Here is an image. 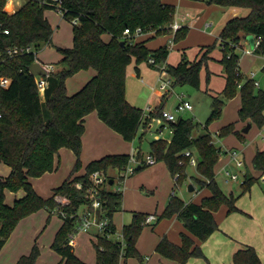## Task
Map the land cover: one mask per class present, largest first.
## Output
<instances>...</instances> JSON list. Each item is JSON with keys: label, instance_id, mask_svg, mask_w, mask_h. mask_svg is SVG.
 I'll use <instances>...</instances> for the list:
<instances>
[{"label": "trees", "instance_id": "obj_1", "mask_svg": "<svg viewBox=\"0 0 264 264\" xmlns=\"http://www.w3.org/2000/svg\"><path fill=\"white\" fill-rule=\"evenodd\" d=\"M6 1L0 0V50L16 44H32L35 51L39 52L44 45L53 42L54 27L45 10L56 9L55 0H27L13 13L4 9ZM209 2L247 7L249 12L231 17L219 31L218 39L223 48L221 61L225 67L227 82L221 95L213 96L206 124L219 118L226 100L240 92V119L262 127L264 88L257 86L253 78L244 79L238 71L240 54L237 49L241 47V39L253 35L261 38L256 51L264 54V0ZM61 5L65 17L71 21L77 17L78 21H73V45L56 46L64 55V65L59 70L50 72L44 98L36 76L30 70V65L35 61L34 51L8 56L0 61V76L12 78L8 87L0 83V161L11 167L8 175H0V249L22 218L43 207L51 214L61 207L67 215L62 214L64 222L52 242L53 249L61 255L58 264H91L80 258L75 246L69 242L70 234L77 228L80 210L90 203L85 195V187L91 184L90 175L93 171L123 168L132 159V155L106 154L91 160L83 174L72 176L83 166L81 152L85 116L97 110L100 118L127 140H134L138 136L142 139L155 118L166 120L163 106L156 111L146 112L143 107L130 102L126 94V78L128 66L133 60L139 64L154 56L156 63L152 65L158 66L157 63L165 62L170 49L168 45L151 49L144 41H134L133 35L128 36L124 31L130 28L134 34L137 27H142L144 32L153 29L159 33L171 32L169 25L175 20L176 7L164 0H61ZM5 29H9V32H5ZM188 29L186 26L180 27L174 38L179 40L185 37ZM106 32L111 34L110 40L103 38ZM122 40L125 41L124 44ZM215 46L216 43L206 46V50L196 60L183 59L176 65H168V70L174 77V85L190 83L199 87L201 69L207 66L209 52ZM90 67L95 68L97 73L82 88L69 94L66 79L79 70ZM209 76L210 73L208 79ZM168 122L172 131L170 139H152L150 153L157 160L165 161L173 175L179 173L177 185H180L187 177L186 168L190 160L183 152L191 149L198 158L197 170L202 176L199 181L202 186L211 189V194L204 196L200 202H187L174 193L159 218L177 214L191 234L205 240L219 228L215 211L223 204L228 206L229 213L240 209L237 205L239 196L225 192L215 179V164L221 151L214 143L211 131L206 130L196 136L195 130L199 123L192 117L179 116ZM141 125L145 127L142 133ZM219 131L223 136L230 132L243 135L242 131L235 129V123L224 125ZM62 146L75 152L76 163L71 175L54 188L53 195L44 197L37 192L30 177L55 170L60 163V160H56V155ZM137 159L143 167L144 156L141 149L137 153ZM253 166L264 174V150L256 152ZM138 169L136 166L135 170ZM257 178L246 174L242 182L243 192L249 191ZM121 179L123 176H120L119 180ZM79 180L84 183V188L76 185ZM109 184L102 187L104 201L98 211L103 216L110 217V226L115 230L113 216L122 206L123 191L111 188ZM21 188L25 189L26 194L15 199L13 204L7 203L6 190L17 191ZM56 194L66 196L69 201L62 204L55 198ZM147 215L146 212H135L132 222L123 227L126 240L125 260L130 256H137L144 261L137 248V240L146 224L144 220ZM191 234L182 232L181 243H176L165 235L158 242L156 250L180 262H187L192 256L206 257L202 245ZM94 246L95 264L126 263L121 262L122 247L119 240L112 236L98 233ZM40 254L41 248L36 241L31 251L22 254L15 264H36ZM234 261L236 264H264L253 245L236 250Z\"/></svg>", "mask_w": 264, "mask_h": 264}, {"label": "crops", "instance_id": "obj_2", "mask_svg": "<svg viewBox=\"0 0 264 264\" xmlns=\"http://www.w3.org/2000/svg\"><path fill=\"white\" fill-rule=\"evenodd\" d=\"M26 1L27 0H25V2ZM164 1L175 5V19H177L182 26H186L189 28L186 36L183 37V39H185L176 42L177 40L174 38L175 34L172 30L171 32L159 33L157 32V30L153 29L152 31L149 30L143 33H135L133 35V40L144 41L145 44L151 49H156L161 46L168 45L170 50L167 59L165 60V62H162L165 63L167 67L171 64L176 65L183 59H188L190 61L196 60L206 50V46L216 43V46L209 52L210 58L208 59L207 66L205 65L202 67L200 76L202 79V76L204 74L208 76V73H210L212 79L213 76L219 75V85L217 87H213V89H215L217 92H220L221 94V92L225 88L227 78L224 64L221 61L223 57V48L221 46L220 40L218 39V34L226 21L233 16H229L228 18H226V20L223 19L224 23L220 28H215L216 26H214V24L216 22L213 20H209V16L212 15L213 11H215L216 9L222 10V7L223 12L228 11L230 10V6L206 3L204 2V0ZM25 2H22V4H20L19 0H7L4 9L9 13H13ZM235 11L239 12L240 9H237ZM45 14L54 27L53 44L56 45L53 46L51 44H46L42 49L39 50L37 59L43 65L52 63L54 65L52 71L54 72L61 68L60 66L56 67L54 62L58 59L62 60L64 57L63 53L60 52L56 48V46L58 45L68 47L72 46L73 43L71 45L62 44V42L60 43L57 39V33L63 28L64 24L67 23V17H65L60 11L55 8H47L45 10ZM212 25L214 27L210 29V26ZM73 26L74 24L71 25L72 37H74ZM192 35L194 36L192 46L186 45V40L189 39ZM251 37L252 38H250L249 35L246 38L241 39V47L237 49L240 54V73L243 75L244 79H247L251 78V72H254V79L258 80L259 82V85L257 86L264 88V54L258 53L256 50H252L255 37L253 35H251ZM103 38L105 40H110L111 34L106 32L103 34ZM251 44L252 48H250ZM248 48L250 50H246ZM134 70L135 71L132 72L129 68L126 78V94L131 103L139 106L138 99L140 98L139 94L141 93V84L142 82H144L148 86L146 88L148 91V96H145L146 106L148 105L145 108L146 112L150 110L156 111L159 107L163 106L164 112L172 113L174 115V120L181 116L180 114L177 115V112H175V110L173 112V110L166 109L165 105L169 94L172 92L173 88L176 85H174V80L172 88L168 92L162 93L155 88L160 75L159 66L152 65V63L148 60L145 62V64L135 63ZM96 73L97 70L93 67H90L81 69L75 74L69 76L66 79L68 93L72 94L78 91ZM135 75L136 77H134ZM147 76L149 77L148 81ZM129 77L131 78V81H129ZM151 86L153 90L151 89ZM208 87L212 89L210 84L208 85ZM41 95L44 98L45 93H41ZM212 95L214 96L217 94ZM177 96L178 102L176 104V111L184 109H194V106H192V108L178 109L179 103H181L183 99L189 100V98L185 97V94L183 92H177ZM241 105V93L238 92L234 97L226 100L223 106L222 115L220 116L217 123H212L211 125L202 123L203 128L201 129V131L199 130V125L195 130L196 136L202 134L206 130L211 131V133L213 134V141L215 143L216 137L220 135L219 130L221 129V127L229 123H235V129L242 131L243 135L239 136L235 132H230V135H224V138L222 139L219 136L220 138L218 139L220 140L221 145L218 146V148L221 151V155L218 162L215 164V179L218 182L219 175H223L225 181L232 184L238 181L240 178L241 174H239L237 169L243 173L242 176L244 178L246 174H252L258 177L257 180L253 183L251 189L247 192L242 193L238 197L237 205L240 209L234 210L233 212L229 213L228 206L223 204L218 210L215 211V216L219 223V228L216 229L206 240H201L194 234H191V232L185 226L183 220L178 217L177 214L171 217L159 218L161 213L165 210L172 194L177 193L175 191V187L178 186L177 179H175V176L172 174L165 161L157 160V162L153 164L145 163V157L150 153V144L147 150L143 149L142 140L144 136L142 139H140V143H138L137 137L134 140L125 139L120 132L113 129L100 118L97 110H93L85 116V131L82 136L83 148L81 152V160L83 166L79 170L75 171L72 176L83 174L86 171V165L93 159L100 158L106 154L111 153H130L131 155H134L135 158L132 163L135 165V168L136 166H138L139 169L134 170L124 180L122 188V206L114 213L113 216L116 230L120 232L121 230H123L124 225L131 223L135 216V212H146L148 214L155 213L158 216L157 220L144 225L143 230L137 240V248L143 255L144 261L140 260L137 256L128 257L133 259L137 258L136 264H199L198 262H193L191 260L192 258L187 262H180L178 260L168 258L156 250L158 242L165 235L168 236L172 241L181 243L182 232L190 233L194 237L196 242L202 245L203 249L206 248V250L208 251H213L212 254L215 255L216 259L224 256L230 257L236 250L246 247L247 245H253L256 247L261 259L264 261V174H261L260 170L256 169L253 166V158L256 152L258 150H264V125L262 127H259L257 124L251 122L249 131H243V128L246 127L249 121L240 119L239 109ZM155 119L160 122V125L158 128L159 133L156 134L153 139L162 137V133L164 132L163 125L165 124V121H167L162 118ZM165 119L167 118L165 117ZM152 124L153 122H151L150 125ZM218 131L219 133H217ZM170 132L172 135L171 128ZM260 135L262 136L261 138L259 137ZM140 149L142 150L144 156L143 167L137 159V153ZM233 150L238 151V158L243 160L242 164H238L237 158L233 156ZM76 159L77 156L71 148L62 146L59 149L58 154L56 155V160H60V163L55 170L47 171L40 176L30 177V180L37 192L44 197L53 195L54 188L59 186L66 178L71 175L70 172L72 173L73 167L76 163ZM190 164L197 167V164H192L189 161L187 168ZM62 166L63 171H60ZM243 167L245 169H243ZM112 170H114L115 173L111 176L115 177L116 180L114 179L115 181L113 180V183H110L109 187L116 189L120 184L118 179L120 176V171L119 168H112ZM227 171L231 173H237V179H227V177H229ZM190 184L192 183H189V185ZM218 184L223 189L219 182ZM206 187L207 188H202L199 194H192L190 195V198L185 200L187 202H200L204 196L211 194V189L208 186ZM40 189L42 190V192L40 191ZM195 189V186L193 189L189 188L190 191H193ZM8 192L14 194L15 198L13 202L15 201V199L23 197L26 194V191L23 188L17 191L7 189L6 196ZM13 202L9 204H13ZM63 222L64 217L61 213L54 211V213L51 214L50 211L44 207L22 218L16 226L17 228H15L10 235L12 242L14 243L16 241V245L13 248L12 261H2L0 262V264H15L22 254H27L31 251L36 241L40 245H44V248H49V246H52L55 235L59 228L62 226ZM21 226H25V229L22 230ZM119 226L121 227L120 229ZM90 231H94L92 233V236H90L92 244L94 246V242L97 240L96 235L98 234L96 228H92L86 231H78L75 237V251L76 247L79 245L80 235L82 241L84 240V237L82 236L85 235L86 238L89 237V235L84 233L89 234ZM24 232H26V235H24ZM43 237H48L49 240H47V238L46 240H44ZM112 237L114 239L118 238L117 234L112 235ZM9 238L5 242L4 246L8 243ZM40 238H42L41 241L43 242H39ZM51 248L53 250V247ZM84 249L86 250L87 248L85 247ZM53 251L55 252L57 261L59 263L61 260V255L55 249ZM76 253L83 260L91 264H95V261H88L83 258L82 255L77 251ZM128 258L126 260L125 257L122 258L121 262H126L125 264H129ZM39 260L40 259L38 258L36 264H39ZM230 264L234 263L231 262Z\"/></svg>", "mask_w": 264, "mask_h": 264}, {"label": "rangeland", "instance_id": "obj_3", "mask_svg": "<svg viewBox=\"0 0 264 264\" xmlns=\"http://www.w3.org/2000/svg\"><path fill=\"white\" fill-rule=\"evenodd\" d=\"M22 2H25V0H19V3L22 4ZM204 2L206 3H213L215 5H220L214 2H209V0H204ZM230 10L228 11H224L223 12V7L222 10L220 9H216L215 11H213L212 15L209 16V20H213L215 21L214 26H216L215 28H220L222 26V24L224 23L223 19L226 20V18H228L229 16H237V15H245L249 12V8L247 7H241V6H230L229 8ZM237 9H240V11H235ZM67 23L64 24L63 28L58 31L57 35V39L59 40V42L62 44H69L71 45L73 43V37H72V28L71 25L73 24L72 21L69 18H66ZM223 21V22H222ZM213 25L210 26V29L214 27ZM185 39V38H184ZM179 39L176 42H179L181 40ZM194 40V36L192 35L189 39L186 40V45H191L192 46V42ZM51 45L55 46L56 44H53V42L51 43ZM45 46V45H44ZM43 46V47H44ZM42 47V48H43ZM57 48V47H56ZM250 48H252V44L250 46ZM146 61L141 62L142 64H145ZM54 64L56 65V67L60 66L62 67L63 61L61 59H58L54 62ZM134 64L135 61L133 60L129 67H128V71L130 68V71L134 72ZM136 77V75L134 76ZM149 80V77L147 76V81ZM129 81H131V78L129 77ZM219 75H215L208 79V76L206 74H204L202 76L201 82H200V86L196 87L190 83H178L175 85V87L173 88L172 92L169 94L167 100H166V109L169 110H175V112H177V115H181L184 117H192L195 122L199 123V130L201 131V129L203 128L202 123H206L207 119L209 117V114L211 113V104L213 101V95L212 94H217V95H221L220 92H217L215 89H213V87H217L219 85ZM212 82V83H211ZM131 83V82H130ZM210 84V86L212 87V89L210 87H208V85ZM147 84L142 82L141 84V93L139 94L140 98L138 99V104L139 106L143 107L144 109L148 106H146L145 103V96H148V91H147ZM151 89L153 90L152 86ZM177 92H183L185 94V97L189 98L190 102L192 103V105L194 106V109L190 110V109H184V110H178L176 111V104L178 102V96H177ZM143 104V105H141ZM220 118V117H219ZM219 118L213 120L212 122H210L209 124L211 125L212 123H217L219 121ZM153 124L150 125L145 134H144V138H143V149L147 150L148 146H149V142L150 140H152L156 134H158V128L160 125V122L157 119H154ZM164 128V132L162 133V137L164 138H170L171 136V132H170V125L168 120L165 121V126H163ZM140 133H142V131L145 130V127L143 125H141L140 128ZM215 131V130H214ZM254 131V130H253ZM198 132V131H197ZM252 133V132H251ZM257 134V133H256ZM230 135V134H229ZM222 138H224L223 135H219ZM216 137V145L220 146L221 142L218 138L220 137ZM227 136V135H225ZM260 138L262 137L261 135L259 136ZM137 141L138 143H140V136L137 137ZM241 168V167H240ZM243 169H245L243 167ZM60 171H63V166L61 167ZM188 171V176L186 177V179L183 180V182L175 187V191L177 192L178 195H180L181 197H183L184 199H188L190 198V195L192 194H196V193H200V190H202V188H207L206 186L201 185L199 179L202 177L198 171H197V167L194 165H189L187 168ZM237 171L239 172L240 178L238 181L234 182V183H228L225 181L224 176L223 175H219L218 177V182L220 183V185L223 187V189L227 192V193H233L235 196H240L243 192V186H242V182H243V173L240 172L238 169ZM10 172V167L8 164H6L3 161H0V175H7ZM109 173L111 175H114L115 171L110 169ZM71 174V172H70ZM189 183H192L196 189L193 191L189 190ZM202 187V188H201ZM42 188V187H41ZM233 190V191H231ZM40 191L42 192V190L40 189ZM15 196L13 193L8 192L6 199L7 203H12L14 200ZM128 215V214H126ZM126 220V219H125ZM147 225V224H145ZM17 228V227H16ZM22 230L25 229V226H21ZM121 227L119 226V229ZM94 231H90L89 234L88 233H84L89 235V237H84V240L81 241V235L79 237V245L76 247V251L82 255L83 258H85L88 261L94 262L96 263V256H95V248L92 244V240L91 237L92 233ZM91 233V235H90ZM13 235V234H12ZM24 235H26V232H24ZM44 240H49L48 237H43ZM209 238V236H208ZM42 238L39 239V242H43L41 241ZM206 240V239H205ZM39 244V243H38ZM16 245V241L13 243L11 236L8 240V243L2 248V250L0 249V262L2 261H12V253H13V248ZM40 245V244H39ZM44 246V245H43ZM42 245H40L41 248V255L39 257V264H57V258H56V254L55 252L52 250V246L48 247H43ZM87 248L86 250L84 248ZM205 252L206 257L204 256H192L190 259L193 262H198L199 264H230L231 262L236 264L234 261V253L233 255H231L230 257H221L219 259H216L215 255H213V251H208L206 250V248L203 249ZM206 250V251H205ZM212 254V255H211ZM137 258L133 259V258H128V263L129 264H136L137 263Z\"/></svg>", "mask_w": 264, "mask_h": 264}, {"label": "built area", "instance_id": "obj_4", "mask_svg": "<svg viewBox=\"0 0 264 264\" xmlns=\"http://www.w3.org/2000/svg\"><path fill=\"white\" fill-rule=\"evenodd\" d=\"M55 1L57 2L56 9L63 14V7L61 5V0H55ZM73 21L76 23L78 21V18L74 17ZM169 26H170L171 30L174 32V34L180 27H182L181 23L177 19H175ZM5 32H9V29H5ZM143 32H144V30L142 29V27H137L134 31V34L135 33H143ZM124 33L128 36H130L131 34L134 35L130 28H126ZM260 42H261L260 37L254 38L252 50H256V48L259 46ZM246 50H250V49L248 48ZM33 51L35 54V61H36V60H38L37 59L38 58V52L35 51L34 46L32 44L11 45V46H8L5 50H0V61H3L8 56H16V55H20L23 53L33 52ZM149 61L151 63H156V59L154 56H150ZM157 64L159 66L160 75H159V79L157 81L155 88L162 93H166L172 88L174 79L171 76V74L168 70V67L165 63H157ZM43 66L45 67L47 72L45 74H34V75L36 76V82L38 84L40 92L44 94L46 88L49 85L48 76H49L50 72L53 70L54 65L52 63H49V64H44ZM238 71H240V70H238ZM254 75H255V73L251 72V78L254 79ZM254 80H255V83L257 85H259L258 80H256V79H254ZM11 82H12V78L10 76H7V75L0 76V83L2 86L8 87L11 84ZM192 106H193L192 103L188 99H183L181 101V103H179L178 109L192 108ZM164 115L167 118L166 120H168V121L175 119V117L172 113L164 112ZM0 116H1V113H0ZM163 126H165V124ZM217 133H219V131ZM183 153H184V155H187L190 157V160H189L190 163L197 164L198 159L193 154L191 149H186ZM233 156L237 158L238 164H242L243 160L238 158V151L237 150H233ZM134 160H135L134 155H132V159L129 161V163L125 167L119 168L120 176H123V179L119 180L120 184H119L118 188H116V189L122 190L125 178L135 170V165L132 163ZM144 161L147 164H153V163L157 162V158L155 155L149 153L146 155ZM227 174L229 175V177H227V179H230V178L231 179H237V177H238L237 173H231V172L227 171ZM120 176H119V178H120ZM174 176H175V179H178L179 173H176ZM110 178H113V177L111 176L109 171H106L104 169H96L95 171H93L91 173V175H90L91 184L89 186L85 187V189H86L85 195H86L87 199L90 201V203H89V205L87 204L86 206H84L80 210L77 228L74 232H72L70 234L69 242L74 245L76 242V239H75L76 233L78 231H83V230L86 231V230H90L92 228H96L98 233H102V234H106V235H110V236L117 234V237H118L117 240H119L121 247H122L121 248V260H122V258L125 257V247H126L125 234H124L123 230H121L120 232L117 231L116 229L113 230L110 226V224H111L110 217L107 215L103 216L98 211L100 208H102L103 201H104L103 200L104 198L102 197V194H101L102 187L110 183L109 182ZM76 185L79 188H84V183L81 180L77 181ZM55 198L59 202H61L62 204L67 203L69 201V199L66 196L61 195V194H56ZM57 211L63 215H67L66 211L62 210L61 207H58ZM157 218H158V216L155 213H149L146 216L144 223H146V224L151 223V222L157 220ZM96 237L98 238V234L96 235Z\"/></svg>", "mask_w": 264, "mask_h": 264}, {"label": "water", "instance_id": "obj_5", "mask_svg": "<svg viewBox=\"0 0 264 264\" xmlns=\"http://www.w3.org/2000/svg\"><path fill=\"white\" fill-rule=\"evenodd\" d=\"M250 38L251 35H250ZM122 43L124 44L125 41L122 40ZM30 70L33 74H45L47 72V70L45 69V67L42 65V63L38 60L34 61L31 65H30ZM251 127V122H248L246 127L243 128V131L247 132L249 131V128ZM110 183H113V178L109 179ZM190 189H193L194 186L192 184L189 185Z\"/></svg>", "mask_w": 264, "mask_h": 264}]
</instances>
